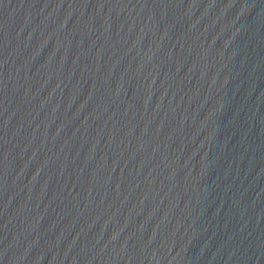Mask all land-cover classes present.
<instances>
[{
  "label": "water",
  "instance_id": "water-1",
  "mask_svg": "<svg viewBox=\"0 0 264 264\" xmlns=\"http://www.w3.org/2000/svg\"><path fill=\"white\" fill-rule=\"evenodd\" d=\"M0 264H264V0H0Z\"/></svg>",
  "mask_w": 264,
  "mask_h": 264
}]
</instances>
